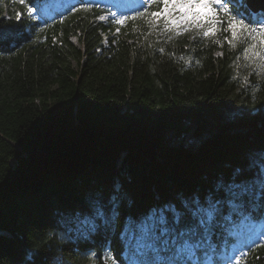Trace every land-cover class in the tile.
Listing matches in <instances>:
<instances>
[{
  "label": "trees",
  "instance_id": "trees-1",
  "mask_svg": "<svg viewBox=\"0 0 264 264\" xmlns=\"http://www.w3.org/2000/svg\"><path fill=\"white\" fill-rule=\"evenodd\" d=\"M51 3L0 0V264H130L153 210L220 198L264 161V68L226 31L116 24L93 0L40 19ZM262 241L240 264H264Z\"/></svg>",
  "mask_w": 264,
  "mask_h": 264
},
{
  "label": "snow or ice",
  "instance_id": "snow-or-ice-1",
  "mask_svg": "<svg viewBox=\"0 0 264 264\" xmlns=\"http://www.w3.org/2000/svg\"><path fill=\"white\" fill-rule=\"evenodd\" d=\"M20 3L23 4L24 0ZM153 6H157V10L149 11ZM81 7L90 8L92 5L82 4ZM143 8L132 17L117 18L115 23L124 24L128 19L147 16L150 29L175 30L177 36L193 28L199 29L203 38L226 31L231 39L225 36L224 42L233 48L237 44L244 45L245 59L258 58L262 62L259 66L264 68V17L256 20L242 17L230 9L225 0H143ZM34 10L29 7L28 14ZM20 16L21 13L17 12L16 18ZM105 18L100 16L98 19ZM214 42L221 46L223 43ZM257 45L259 51H256ZM219 190H222L220 198L209 197L205 202L199 199L183 201L182 206L167 205L153 210L137 223L127 238L130 264H223L221 258H216L221 243L227 246L229 237H239L245 230L255 229L254 220L259 219L257 214L264 215V161L255 171L237 169L232 181L219 185ZM95 214L101 218L104 216L99 209ZM90 228L94 231L96 224L91 223ZM260 246H264V241ZM247 255V252L235 255V264H240L241 257ZM108 258L117 264L110 253ZM224 258L231 264L232 257Z\"/></svg>",
  "mask_w": 264,
  "mask_h": 264
},
{
  "label": "rangeland",
  "instance_id": "rangeland-1",
  "mask_svg": "<svg viewBox=\"0 0 264 264\" xmlns=\"http://www.w3.org/2000/svg\"><path fill=\"white\" fill-rule=\"evenodd\" d=\"M65 1L68 0H64L61 2H59L58 0H52L51 3L52 8L60 9L65 3ZM95 1L98 4L108 8L109 12L101 15L106 17L105 19L109 17L117 19L121 16H124L127 12L143 9V0H95ZM37 13H38L37 16H41L43 15V13H50V10L48 9V7H41ZM260 18L262 17L257 16L256 19H260ZM192 30H199V29L193 28ZM259 50L260 47L257 45L256 51ZM255 224H256V228L253 230H249V233L247 234V238H252L253 240L258 241L264 237V227H262V225H264V221Z\"/></svg>",
  "mask_w": 264,
  "mask_h": 264
},
{
  "label": "water",
  "instance_id": "water-1",
  "mask_svg": "<svg viewBox=\"0 0 264 264\" xmlns=\"http://www.w3.org/2000/svg\"><path fill=\"white\" fill-rule=\"evenodd\" d=\"M246 5L253 11H264V0H246Z\"/></svg>",
  "mask_w": 264,
  "mask_h": 264
}]
</instances>
